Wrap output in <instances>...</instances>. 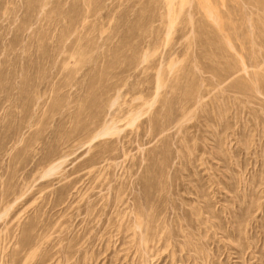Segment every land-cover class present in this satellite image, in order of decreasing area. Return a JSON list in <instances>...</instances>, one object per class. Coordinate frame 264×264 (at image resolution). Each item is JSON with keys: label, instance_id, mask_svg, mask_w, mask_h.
<instances>
[{"label": "rangeland", "instance_id": "374dc122", "mask_svg": "<svg viewBox=\"0 0 264 264\" xmlns=\"http://www.w3.org/2000/svg\"><path fill=\"white\" fill-rule=\"evenodd\" d=\"M0 264H264V0H0Z\"/></svg>", "mask_w": 264, "mask_h": 264}, {"label": "bare ground", "instance_id": "6f19581e", "mask_svg": "<svg viewBox=\"0 0 264 264\" xmlns=\"http://www.w3.org/2000/svg\"><path fill=\"white\" fill-rule=\"evenodd\" d=\"M109 133V131H107ZM51 169V168H50ZM55 171V170H54Z\"/></svg>", "mask_w": 264, "mask_h": 264}]
</instances>
